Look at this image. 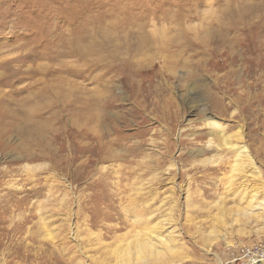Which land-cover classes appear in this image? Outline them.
<instances>
[{
  "label": "rangeland",
  "instance_id": "rangeland-1",
  "mask_svg": "<svg viewBox=\"0 0 264 264\" xmlns=\"http://www.w3.org/2000/svg\"><path fill=\"white\" fill-rule=\"evenodd\" d=\"M263 30L264 0H0V264H117L153 211L165 264H264L200 136L243 133L264 182Z\"/></svg>",
  "mask_w": 264,
  "mask_h": 264
},
{
  "label": "bare ground",
  "instance_id": "bare-ground-1",
  "mask_svg": "<svg viewBox=\"0 0 264 264\" xmlns=\"http://www.w3.org/2000/svg\"><path fill=\"white\" fill-rule=\"evenodd\" d=\"M263 32L264 30L262 31L264 35ZM258 51H260V48L257 47L256 52ZM260 62L257 65L258 68H260ZM205 127L207 131L205 134L203 132L200 136H209V140L205 146L206 149L210 151L216 150V153L221 152L220 150L223 149L233 155L231 166L233 172L238 173L240 180L238 184L239 199L240 202L248 204L243 209L244 212H240L244 215L253 214L258 217L262 216L264 214L263 172L245 144L243 133H239L237 138L232 137V135L227 133L226 126L215 115L208 117ZM96 142L99 145L100 138L97 137ZM222 157V155H216L214 159L217 162H221ZM170 214H166L164 218L166 217V220L171 219ZM154 215V211L142 217L135 215L133 217L134 222L139 227L133 228L130 237H123L122 240L117 239L119 241L115 239V247H107L111 252L117 253V264H161L167 254L171 256L175 253L176 243L171 235H167L162 231L163 224L158 222ZM98 223L96 219L94 222L91 220L90 224L92 227H96ZM44 225L47 224L44 223ZM109 230V232L113 231V229ZM99 237L96 240L102 242V236ZM103 237L105 238V235ZM169 263L175 262L170 261Z\"/></svg>",
  "mask_w": 264,
  "mask_h": 264
},
{
  "label": "snow or ice",
  "instance_id": "snow-or-ice-1",
  "mask_svg": "<svg viewBox=\"0 0 264 264\" xmlns=\"http://www.w3.org/2000/svg\"><path fill=\"white\" fill-rule=\"evenodd\" d=\"M8 59V57H5V60H7Z\"/></svg>",
  "mask_w": 264,
  "mask_h": 264
}]
</instances>
